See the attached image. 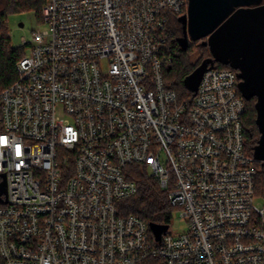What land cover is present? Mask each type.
Wrapping results in <instances>:
<instances>
[{"label": "built area", "instance_id": "2783aa9c", "mask_svg": "<svg viewBox=\"0 0 264 264\" xmlns=\"http://www.w3.org/2000/svg\"><path fill=\"white\" fill-rule=\"evenodd\" d=\"M188 6L46 1V27L0 88V264H264V161L246 149L237 70L208 69L191 102L165 86L169 16ZM135 164L185 230L171 222L157 240L120 214Z\"/></svg>", "mask_w": 264, "mask_h": 264}, {"label": "water", "instance_id": "95a60500", "mask_svg": "<svg viewBox=\"0 0 264 264\" xmlns=\"http://www.w3.org/2000/svg\"><path fill=\"white\" fill-rule=\"evenodd\" d=\"M178 21L183 24L179 38L183 48L203 39L211 53L185 78V86L195 95L204 73L215 62L237 70L242 96L246 100L256 98L261 135L254 158L264 161V0H189L188 14ZM1 189L6 191L5 183ZM150 226L157 240L168 228L166 224Z\"/></svg>", "mask_w": 264, "mask_h": 264}, {"label": "trees", "instance_id": "16d2710c", "mask_svg": "<svg viewBox=\"0 0 264 264\" xmlns=\"http://www.w3.org/2000/svg\"><path fill=\"white\" fill-rule=\"evenodd\" d=\"M47 0H0V88H5L16 79V63L25 54L22 47L10 46L9 17L15 13L34 11L36 17L42 21V8ZM176 24L172 27L173 37L170 44L174 51L172 62L163 67L165 86L173 89L179 100L191 102L194 93L184 84L185 78L191 74L201 62L211 56L208 46L203 39L189 42L187 48L179 44L178 37L182 34ZM196 53L197 60L192 61L191 55ZM215 68L232 69L229 65L215 62ZM256 98L246 100V112L243 117L245 145L247 151L254 155V149L260 139V132L256 123ZM257 194L264 198V164H257ZM129 177L137 185V194L122 200L119 206L121 215H136L149 223L169 224L172 222L175 207L171 204L168 190L163 189L157 178L149 175L143 165L128 167ZM144 264H161L159 260L148 259Z\"/></svg>", "mask_w": 264, "mask_h": 264}, {"label": "rangeland", "instance_id": "374dc122", "mask_svg": "<svg viewBox=\"0 0 264 264\" xmlns=\"http://www.w3.org/2000/svg\"><path fill=\"white\" fill-rule=\"evenodd\" d=\"M175 24V17L170 15L168 29L172 30V27ZM45 27V24L36 17L34 11H26L10 15V46L13 48L22 47L25 54L29 53V46L31 45L33 31L36 29H44ZM24 39L28 42V44H23ZM191 60H197L196 53L191 55ZM261 202L264 203V200L261 199ZM172 228L173 231L182 232L186 229V223L178 215L174 214Z\"/></svg>", "mask_w": 264, "mask_h": 264}, {"label": "flooded vegetation", "instance_id": "af4514ba", "mask_svg": "<svg viewBox=\"0 0 264 264\" xmlns=\"http://www.w3.org/2000/svg\"><path fill=\"white\" fill-rule=\"evenodd\" d=\"M177 26H179L180 28H181V31H182V34L178 37V39L181 37V36H183V24L181 23V22H179L178 20H177Z\"/></svg>", "mask_w": 264, "mask_h": 264}]
</instances>
